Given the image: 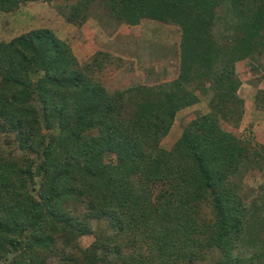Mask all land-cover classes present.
I'll use <instances>...</instances> for the list:
<instances>
[{"label":"trees","instance_id":"trees-1","mask_svg":"<svg viewBox=\"0 0 264 264\" xmlns=\"http://www.w3.org/2000/svg\"><path fill=\"white\" fill-rule=\"evenodd\" d=\"M54 1L0 0V12ZM95 8L120 25L179 30L178 77L112 93L95 77L110 54L82 65L50 28L0 42V134L25 153L0 154V263L192 264L215 252L213 264H264V185L246 204L232 180L242 166L264 175V142L222 127L244 117L237 66L264 52V0H79L59 13L80 28ZM201 97L211 113L164 149ZM255 97L263 110L264 90ZM94 221L111 234L83 248Z\"/></svg>","mask_w":264,"mask_h":264},{"label":"rangeland","instance_id":"rangeland-1","mask_svg":"<svg viewBox=\"0 0 264 264\" xmlns=\"http://www.w3.org/2000/svg\"><path fill=\"white\" fill-rule=\"evenodd\" d=\"M79 0H55L52 3L32 2L22 4L18 9L11 12H0V42L10 41L12 38L38 28H50L57 32L60 38L65 40L71 47L77 59L82 65L93 64L96 53L104 52L110 54L111 59L106 63L103 71L96 72V80L100 81L105 88L114 93L126 91L133 86L146 84L157 86L170 83L177 79L179 70L176 66L178 42L180 31L175 27H160L158 24L142 22L136 27L120 25L106 16L100 8L92 9L91 16L79 28L68 23L59 13L63 8L68 11ZM71 12V11H70ZM262 55V56H260ZM260 56V57H257ZM260 63L263 65L259 66ZM264 67V52L256 54L255 60L239 63L237 71L242 86L239 96L243 99L244 117L239 129L223 122L222 127L227 131H233L241 139H253L260 146L264 142V109L261 110L256 103V94L264 90V81L258 87L250 85L258 74V68ZM94 77V78H95ZM211 86L210 83L207 85ZM258 90V91H256ZM257 92V93H256ZM200 96V95H199ZM201 100L177 114L172 129L167 137L162 140L161 146L167 151L173 150L176 142L190 122L199 116L211 113L207 101ZM240 105V104H239ZM241 106V105H240ZM261 151V147L258 148ZM1 156L22 158L25 153L17 147L15 135L0 134ZM262 158L260 161L262 162ZM248 170L242 166L232 180L238 188L242 200L251 204L262 192L264 175L258 171L257 165ZM85 207L77 205V214L83 213ZM208 214L211 216L209 205L203 206L200 216L203 218ZM94 235L84 236L80 243L83 248L90 247L96 241V235L111 234L107 221L93 222ZM248 246L240 248L239 253H247ZM112 258V257H111ZM219 258V254L212 252L207 260L192 264H213ZM53 260L50 264H55ZM0 264H5L1 262Z\"/></svg>","mask_w":264,"mask_h":264},{"label":"crops","instance_id":"crops-1","mask_svg":"<svg viewBox=\"0 0 264 264\" xmlns=\"http://www.w3.org/2000/svg\"><path fill=\"white\" fill-rule=\"evenodd\" d=\"M85 25H86V24H85ZM85 25H84L83 27H85ZM83 27H82V28H83ZM80 28H81V27H80Z\"/></svg>","mask_w":264,"mask_h":264}]
</instances>
